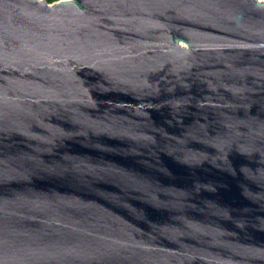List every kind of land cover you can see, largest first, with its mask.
<instances>
[{
	"label": "water",
	"instance_id": "obj_1",
	"mask_svg": "<svg viewBox=\"0 0 264 264\" xmlns=\"http://www.w3.org/2000/svg\"><path fill=\"white\" fill-rule=\"evenodd\" d=\"M0 264H264V0H0Z\"/></svg>",
	"mask_w": 264,
	"mask_h": 264
},
{
	"label": "trees",
	"instance_id": "obj_2",
	"mask_svg": "<svg viewBox=\"0 0 264 264\" xmlns=\"http://www.w3.org/2000/svg\"><path fill=\"white\" fill-rule=\"evenodd\" d=\"M47 1L50 2V3H52V2L57 1V0H47Z\"/></svg>",
	"mask_w": 264,
	"mask_h": 264
},
{
	"label": "rangeland",
	"instance_id": "obj_3",
	"mask_svg": "<svg viewBox=\"0 0 264 264\" xmlns=\"http://www.w3.org/2000/svg\"><path fill=\"white\" fill-rule=\"evenodd\" d=\"M58 1H60V0L54 1V2H52V4L55 3V2H58Z\"/></svg>",
	"mask_w": 264,
	"mask_h": 264
}]
</instances>
